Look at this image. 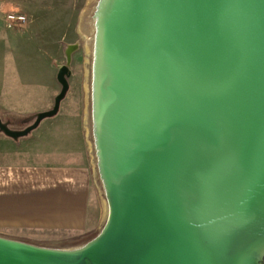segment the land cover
<instances>
[{
	"label": "water",
	"instance_id": "obj_1",
	"mask_svg": "<svg viewBox=\"0 0 264 264\" xmlns=\"http://www.w3.org/2000/svg\"><path fill=\"white\" fill-rule=\"evenodd\" d=\"M93 40L106 221L73 248L0 235V264H264V0H98ZM75 48L6 135L57 112Z\"/></svg>",
	"mask_w": 264,
	"mask_h": 264
},
{
	"label": "rangeland",
	"instance_id": "obj_2",
	"mask_svg": "<svg viewBox=\"0 0 264 264\" xmlns=\"http://www.w3.org/2000/svg\"><path fill=\"white\" fill-rule=\"evenodd\" d=\"M98 0H0V121L11 130H23L37 114L50 110L61 85L59 68L65 48L74 44L66 76L68 89L57 112L43 118L26 135L10 137L0 129V162L84 163L90 166L98 207V227L87 234L67 232H0L36 245L73 248L86 242L104 225L107 203L91 151V83L93 18ZM25 15L23 25L1 29L6 14ZM8 28V27H6ZM16 36L14 38V34ZM3 70V69H1Z\"/></svg>",
	"mask_w": 264,
	"mask_h": 264
},
{
	"label": "crops",
	"instance_id": "obj_3",
	"mask_svg": "<svg viewBox=\"0 0 264 264\" xmlns=\"http://www.w3.org/2000/svg\"><path fill=\"white\" fill-rule=\"evenodd\" d=\"M1 26L8 35L15 30L2 20ZM92 186L84 163L0 162V232H93L98 207Z\"/></svg>",
	"mask_w": 264,
	"mask_h": 264
},
{
	"label": "built area",
	"instance_id": "obj_4",
	"mask_svg": "<svg viewBox=\"0 0 264 264\" xmlns=\"http://www.w3.org/2000/svg\"><path fill=\"white\" fill-rule=\"evenodd\" d=\"M26 21L25 15L20 13H8L4 19L5 26L8 28H14L21 26Z\"/></svg>",
	"mask_w": 264,
	"mask_h": 264
},
{
	"label": "bare ground",
	"instance_id": "obj_5",
	"mask_svg": "<svg viewBox=\"0 0 264 264\" xmlns=\"http://www.w3.org/2000/svg\"><path fill=\"white\" fill-rule=\"evenodd\" d=\"M93 36H94V18H93ZM92 54H93V52H92ZM91 134H92V133H91ZM91 146H92V150H94V148H93V142H92ZM93 155H95L94 151H93ZM107 206H108V205H107V203L105 202V209H106ZM106 210H107V213H108V208H107Z\"/></svg>",
	"mask_w": 264,
	"mask_h": 264
}]
</instances>
